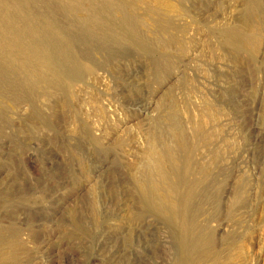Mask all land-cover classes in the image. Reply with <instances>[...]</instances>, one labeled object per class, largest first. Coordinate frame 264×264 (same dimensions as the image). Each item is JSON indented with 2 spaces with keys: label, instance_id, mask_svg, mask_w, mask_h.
Listing matches in <instances>:
<instances>
[{
  "label": "rangeland",
  "instance_id": "1",
  "mask_svg": "<svg viewBox=\"0 0 264 264\" xmlns=\"http://www.w3.org/2000/svg\"><path fill=\"white\" fill-rule=\"evenodd\" d=\"M136 1L148 50L74 47L81 76L29 98L0 77V264H174L177 228L138 187L178 143L219 260L264 264V0Z\"/></svg>",
  "mask_w": 264,
  "mask_h": 264
},
{
  "label": "bare ground",
  "instance_id": "2",
  "mask_svg": "<svg viewBox=\"0 0 264 264\" xmlns=\"http://www.w3.org/2000/svg\"><path fill=\"white\" fill-rule=\"evenodd\" d=\"M20 2L24 6L16 5L15 9L24 14L23 17L16 12L11 13L9 19L0 18L2 79L0 81L3 84L11 83L20 99L23 95L32 94L33 97L37 92L40 94L43 82L56 87L66 83L65 88L73 84V80L81 76L74 47L79 48L80 53L88 59L92 51L102 55L105 61H110L114 53L124 49L125 40H132L131 42L142 50L149 48L150 42L147 43L138 32L143 28L137 29L136 24L138 25L137 21L140 18L137 20L139 16L132 10L133 0H20ZM116 14L119 17L117 16L115 20L113 17ZM7 33L10 34L7 36ZM135 105L139 106V102L137 101ZM176 150L178 157L175 156V160L169 157L165 161L157 159L148 173L144 174L142 184L138 187L142 208L161 215L165 221L176 226L175 239L179 240L177 243L181 245V254L175 259L174 264H222L219 253L210 247V238L205 230L196 225L200 211L198 200L206 193L205 186L199 190L204 185V177L203 175L193 177L192 170H195L194 166L192 167L193 159L184 143H178ZM109 189L110 193L116 192L114 187ZM154 190L161 191L162 195L154 197ZM204 197L206 199V196Z\"/></svg>",
  "mask_w": 264,
  "mask_h": 264
}]
</instances>
